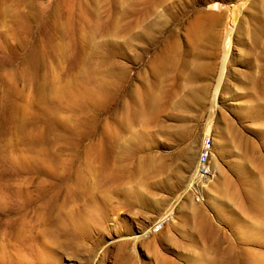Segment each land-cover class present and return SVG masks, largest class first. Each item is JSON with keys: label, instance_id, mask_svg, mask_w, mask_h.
<instances>
[{"label": "rangeland", "instance_id": "374dc122", "mask_svg": "<svg viewBox=\"0 0 264 264\" xmlns=\"http://www.w3.org/2000/svg\"><path fill=\"white\" fill-rule=\"evenodd\" d=\"M209 1L0 0V264H264V0Z\"/></svg>", "mask_w": 264, "mask_h": 264}, {"label": "bare ground", "instance_id": "6f19581e", "mask_svg": "<svg viewBox=\"0 0 264 264\" xmlns=\"http://www.w3.org/2000/svg\"><path fill=\"white\" fill-rule=\"evenodd\" d=\"M210 1H209L210 2L209 7L210 8H213L214 10L216 9L217 11L210 12L208 14V16H207L208 21H206L207 19L204 20V21H206L208 23L201 22L198 25V27H197L198 30L196 29L197 31H200L201 28L203 30V27L206 24H210L211 22L217 21L216 19H219V18L216 17L217 15L222 14L223 16H226V14L229 11L228 9L230 7H233V3H234L233 1H237V0H227V2L225 0H210ZM212 24H211V26H212ZM208 26H209L208 28L212 29L210 27V25H208ZM214 26H213V28H214ZM234 26H235V24L233 22L232 23L231 22L225 23V26H224V29H223L224 31L222 33V36L220 35V38L222 40L221 41L222 42V49H223V51H224L225 54H228L230 52L231 47H232V39H233L232 34H233ZM210 29H209V31H210ZM214 31H215V28H214ZM214 31L211 30V32H213V33L212 34H209L210 33L209 32L207 34L210 35L211 41H213V42L216 41L217 42V41H219V38H218L219 33L217 35L216 33L218 31H215L216 33ZM203 33H205V32H203ZM199 34H201V33L199 32ZM208 35H205V36H208ZM208 38H209V36H208ZM213 45H214V43H213ZM203 67L204 66H202V68ZM214 114H215V108H211V112H210V114L208 116V120H207V123H206L205 135H207V134L210 133L209 130H210L212 124H213ZM210 136H211V140H212V145H214L215 140H217V139H215V138H217V136L216 137L213 136V135H210ZM216 142H218V141H216ZM212 145H211L210 153H211V150H212ZM215 146H216V143H215ZM191 159L192 160L190 161V164H188V165H190L189 181H191L193 184L196 182L199 185V187H202L204 189L205 185L206 186H209V184L213 183V180H214V178L216 176L215 175L216 174V169H215L214 165L207 164L209 157H208V159L205 162H201V160H199V157H198L197 153L194 152V155L192 156ZM170 209H171V207L168 208L167 210H165L161 214V217L164 216V215H166V212H168ZM169 220H170V218L167 219L166 223L163 225V228L167 225V223L169 222ZM155 232H156L155 229L152 230V228H148V230L145 233H143V235H147L148 233H152L153 234Z\"/></svg>", "mask_w": 264, "mask_h": 264}, {"label": "built area", "instance_id": "2783aa9c", "mask_svg": "<svg viewBox=\"0 0 264 264\" xmlns=\"http://www.w3.org/2000/svg\"><path fill=\"white\" fill-rule=\"evenodd\" d=\"M210 135H206L203 139L202 142V146H201V152H200V160L201 162H205L209 155H210V149H211V140H210ZM171 215V213H169L168 215H164L162 216L158 222L155 224V229H160L163 227V225L166 223L167 219L169 218V216Z\"/></svg>", "mask_w": 264, "mask_h": 264}]
</instances>
